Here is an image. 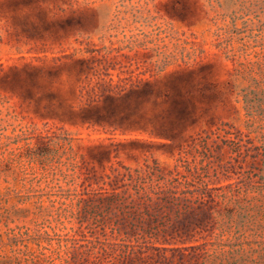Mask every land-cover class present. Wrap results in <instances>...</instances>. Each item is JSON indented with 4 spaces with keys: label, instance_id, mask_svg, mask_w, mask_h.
I'll return each mask as SVG.
<instances>
[{
    "label": "rangeland",
    "instance_id": "1",
    "mask_svg": "<svg viewBox=\"0 0 264 264\" xmlns=\"http://www.w3.org/2000/svg\"><path fill=\"white\" fill-rule=\"evenodd\" d=\"M114 2L0 0V264H264V0Z\"/></svg>",
    "mask_w": 264,
    "mask_h": 264
},
{
    "label": "trees",
    "instance_id": "2",
    "mask_svg": "<svg viewBox=\"0 0 264 264\" xmlns=\"http://www.w3.org/2000/svg\"><path fill=\"white\" fill-rule=\"evenodd\" d=\"M151 0H115L114 2V11L112 14V17L110 18V21L102 28V32L100 34V40L104 39L106 35L115 37L120 41V47L123 48H133V47H147L149 43H153L152 37H148L147 34H145L142 30L143 38L138 40L136 37V34H131L130 31L135 28H130L132 25H138L139 27L143 28L150 24L151 18L149 15V9L147 8V5L150 3ZM158 28V27H157ZM227 32L226 29L222 27L216 28L214 31V34L220 37H223L224 34ZM178 40L180 38L177 37ZM127 41V42H125ZM183 41V44H188V41L185 39L181 40ZM214 46H218L220 48H224L226 52V57L232 58L237 65H242L243 61H241V57L245 58L247 56V52H237L233 48L230 47L229 42L227 39L219 40L218 42L213 43ZM154 50L158 49V45H153L151 47ZM186 50L182 55L184 56H195L196 51L198 48L194 46H189V48ZM199 51L201 53L204 52V48H200ZM166 64L168 61L167 56H163V60ZM31 155L35 156L36 153L33 151ZM38 155V153H37ZM262 181L264 182V177H262ZM255 187H257L259 192H262L264 190V183H258L254 184ZM252 186H250L251 188Z\"/></svg>",
    "mask_w": 264,
    "mask_h": 264
}]
</instances>
